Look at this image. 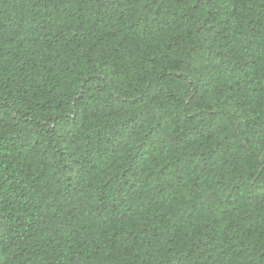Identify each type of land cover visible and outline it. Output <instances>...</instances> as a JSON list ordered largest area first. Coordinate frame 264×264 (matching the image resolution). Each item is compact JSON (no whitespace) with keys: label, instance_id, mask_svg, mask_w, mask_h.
Here are the masks:
<instances>
[{"label":"trees","instance_id":"1","mask_svg":"<svg viewBox=\"0 0 264 264\" xmlns=\"http://www.w3.org/2000/svg\"><path fill=\"white\" fill-rule=\"evenodd\" d=\"M0 264H264V0H0Z\"/></svg>","mask_w":264,"mask_h":264}]
</instances>
